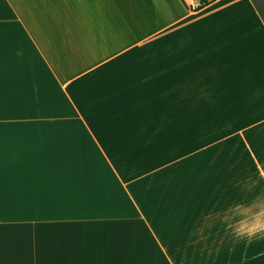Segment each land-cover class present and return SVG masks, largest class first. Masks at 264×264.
<instances>
[{"label":"crops","instance_id":"obj_1","mask_svg":"<svg viewBox=\"0 0 264 264\" xmlns=\"http://www.w3.org/2000/svg\"><path fill=\"white\" fill-rule=\"evenodd\" d=\"M205 1L0 0V264H264V19Z\"/></svg>","mask_w":264,"mask_h":264},{"label":"built area","instance_id":"obj_2","mask_svg":"<svg viewBox=\"0 0 264 264\" xmlns=\"http://www.w3.org/2000/svg\"><path fill=\"white\" fill-rule=\"evenodd\" d=\"M181 1H183L187 9L191 11H198L206 4L205 0H181Z\"/></svg>","mask_w":264,"mask_h":264},{"label":"trees","instance_id":"obj_3","mask_svg":"<svg viewBox=\"0 0 264 264\" xmlns=\"http://www.w3.org/2000/svg\"><path fill=\"white\" fill-rule=\"evenodd\" d=\"M256 7L258 8L261 16L263 17L264 19V0H253Z\"/></svg>","mask_w":264,"mask_h":264},{"label":"rangeland","instance_id":"obj_4","mask_svg":"<svg viewBox=\"0 0 264 264\" xmlns=\"http://www.w3.org/2000/svg\"><path fill=\"white\" fill-rule=\"evenodd\" d=\"M88 229H95V226H86ZM82 229H86V228H82Z\"/></svg>","mask_w":264,"mask_h":264}]
</instances>
